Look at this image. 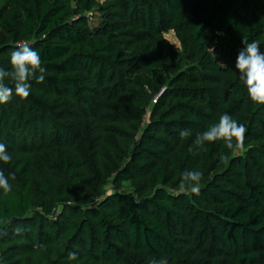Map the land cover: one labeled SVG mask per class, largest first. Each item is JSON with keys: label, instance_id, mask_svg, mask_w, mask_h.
<instances>
[{"label": "trees", "instance_id": "obj_1", "mask_svg": "<svg viewBox=\"0 0 264 264\" xmlns=\"http://www.w3.org/2000/svg\"><path fill=\"white\" fill-rule=\"evenodd\" d=\"M242 38L264 53V0H0V68L19 41L46 68L0 105V264H264V105L235 69ZM225 113L242 154L194 143ZM185 170L198 195L175 194Z\"/></svg>", "mask_w": 264, "mask_h": 264}, {"label": "clouds", "instance_id": "obj_2", "mask_svg": "<svg viewBox=\"0 0 264 264\" xmlns=\"http://www.w3.org/2000/svg\"><path fill=\"white\" fill-rule=\"evenodd\" d=\"M244 47L239 51L235 69L239 73V79L247 90L250 100L258 105H264V53L260 51V44L257 41L249 42L242 38ZM11 70L0 68V105L10 102L13 94L21 99H27L31 94V82H43L46 68L42 66L39 53L34 50L27 41H19L10 57ZM222 65V64H221ZM225 67V65H223ZM11 82L12 86L5 83ZM247 129L243 124L238 123L229 114L225 113L219 117L218 122L212 124L207 130L197 134L195 145L203 148L205 143L222 141L225 148L232 156L242 154L244 151V140ZM181 138L191 135L188 129L179 133ZM220 162L227 164L228 154L220 156ZM12 161L7 146L0 143V162L5 164ZM14 179V177H12ZM203 173L199 170H185L181 174V181L175 194H196L200 192V185ZM0 189L5 194L12 191L9 178L0 171ZM70 259H76V253L69 254ZM151 264H168L166 258L153 259Z\"/></svg>", "mask_w": 264, "mask_h": 264}, {"label": "rangeland", "instance_id": "obj_3", "mask_svg": "<svg viewBox=\"0 0 264 264\" xmlns=\"http://www.w3.org/2000/svg\"><path fill=\"white\" fill-rule=\"evenodd\" d=\"M100 1H104V0H100ZM114 189H121V190H124L122 187L121 188H114ZM127 190V189H126Z\"/></svg>", "mask_w": 264, "mask_h": 264}]
</instances>
